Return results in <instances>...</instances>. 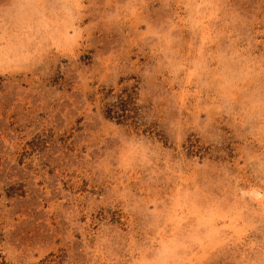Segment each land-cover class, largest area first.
<instances>
[{
	"label": "rangeland",
	"instance_id": "obj_1",
	"mask_svg": "<svg viewBox=\"0 0 264 264\" xmlns=\"http://www.w3.org/2000/svg\"><path fill=\"white\" fill-rule=\"evenodd\" d=\"M253 192L264 0H0V264H264Z\"/></svg>",
	"mask_w": 264,
	"mask_h": 264
},
{
	"label": "bare ground",
	"instance_id": "obj_2",
	"mask_svg": "<svg viewBox=\"0 0 264 264\" xmlns=\"http://www.w3.org/2000/svg\"><path fill=\"white\" fill-rule=\"evenodd\" d=\"M212 1V0H211ZM210 6V5H209ZM215 6V5H213ZM207 7V6H206ZM211 7V6H210ZM199 10V9H198ZM218 10V9H217ZM200 11V10H199ZM214 11V10H213ZM212 11L209 12V14H205L204 16L200 15L197 18V28L199 30V32L201 33V41L203 44L207 43V40L210 39L211 37V32L212 29L209 25V20L208 18H211L213 16ZM211 22V21H210ZM212 24V23H211ZM37 48V47H36ZM256 67V66H255ZM183 69V68H182ZM190 82V81H189ZM188 82V83H189ZM230 93V92H229ZM224 94V93H223ZM229 95V94H228ZM236 97V96H235ZM136 153V152H135ZM141 153V152H140ZM262 192V191H261ZM252 200L256 201V203L258 204V206L260 207V209H264V197L260 192H253ZM255 196V197H254ZM254 197V198H253ZM172 214L174 215L173 218V225L175 226L173 230L178 231L183 229V227L185 226V224L187 223V220H189V216L181 209V208H175L173 209ZM171 214V215H172ZM174 232H172L171 235H169L168 237L162 236L161 240H160V245L164 246L165 243H167L166 241H168L174 234ZM176 233V232H175ZM178 233V232H177ZM179 234V233H178ZM223 235V234H222ZM225 236V235H224ZM201 237V236H200ZM139 263V262H137ZM141 264V263H140Z\"/></svg>",
	"mask_w": 264,
	"mask_h": 264
},
{
	"label": "trees",
	"instance_id": "obj_3",
	"mask_svg": "<svg viewBox=\"0 0 264 264\" xmlns=\"http://www.w3.org/2000/svg\"><path fill=\"white\" fill-rule=\"evenodd\" d=\"M126 102L121 101L119 104L115 105V107L108 109L107 116L109 118L121 119L124 117V114H120L121 111H126Z\"/></svg>",
	"mask_w": 264,
	"mask_h": 264
}]
</instances>
